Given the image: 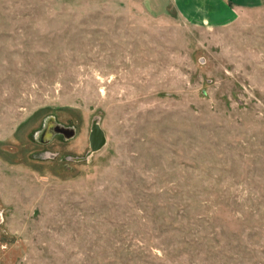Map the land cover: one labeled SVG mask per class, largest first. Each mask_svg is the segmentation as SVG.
<instances>
[{
    "label": "rangeland",
    "instance_id": "rangeland-1",
    "mask_svg": "<svg viewBox=\"0 0 264 264\" xmlns=\"http://www.w3.org/2000/svg\"><path fill=\"white\" fill-rule=\"evenodd\" d=\"M0 264H264V5L0 0Z\"/></svg>",
    "mask_w": 264,
    "mask_h": 264
},
{
    "label": "crops",
    "instance_id": "crops-1",
    "mask_svg": "<svg viewBox=\"0 0 264 264\" xmlns=\"http://www.w3.org/2000/svg\"><path fill=\"white\" fill-rule=\"evenodd\" d=\"M171 1L182 19L207 24L209 27L230 26L239 19L244 10H253L264 5V0Z\"/></svg>",
    "mask_w": 264,
    "mask_h": 264
},
{
    "label": "water",
    "instance_id": "water-1",
    "mask_svg": "<svg viewBox=\"0 0 264 264\" xmlns=\"http://www.w3.org/2000/svg\"><path fill=\"white\" fill-rule=\"evenodd\" d=\"M93 130H95V132H97V133L103 132L102 129H100L99 124H95L93 127ZM105 144H106L105 139L103 137H100L97 140V142L95 143V145H93L94 152H98V151L102 150V148H104L106 146Z\"/></svg>",
    "mask_w": 264,
    "mask_h": 264
},
{
    "label": "flooded vegetation",
    "instance_id": "flooded-vegetation-1",
    "mask_svg": "<svg viewBox=\"0 0 264 264\" xmlns=\"http://www.w3.org/2000/svg\"><path fill=\"white\" fill-rule=\"evenodd\" d=\"M96 124V123H95ZM94 124V125H95ZM93 125V127H94ZM93 127L91 129V146L95 145V143L97 142V140L100 138V137H103L104 138V132H101V133H97L95 132V130H93ZM100 134V135H99Z\"/></svg>",
    "mask_w": 264,
    "mask_h": 264
}]
</instances>
